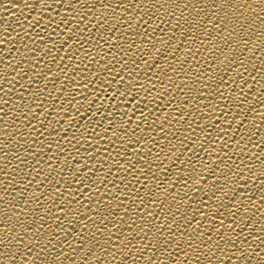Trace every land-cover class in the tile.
Wrapping results in <instances>:
<instances>
[{"label": "snow or ice", "instance_id": "obj_1", "mask_svg": "<svg viewBox=\"0 0 264 264\" xmlns=\"http://www.w3.org/2000/svg\"><path fill=\"white\" fill-rule=\"evenodd\" d=\"M262 5H13L38 13L16 26L39 51L0 29V264H79L58 244L84 264H138L133 247L146 264H264Z\"/></svg>", "mask_w": 264, "mask_h": 264}, {"label": "bare ground", "instance_id": "obj_2", "mask_svg": "<svg viewBox=\"0 0 264 264\" xmlns=\"http://www.w3.org/2000/svg\"><path fill=\"white\" fill-rule=\"evenodd\" d=\"M23 0H0V20L3 21V24L0 25V29L2 28H6L8 26V24H11L12 27L9 29V33L13 36L17 37V41H21L22 43L18 45V47H21L22 49V44L23 43H27L29 44V47L35 48L37 51H39V46L37 44H32L30 42V36L29 37H25L23 34V31L21 30L20 27L16 26V21H17V17H19L21 14V12H24V16H27L28 19H31V16H35L38 13L33 10L32 13H29L27 10L23 9L22 7H15L13 5H22ZM264 6V5H262ZM207 7V5H206ZM260 9L257 8V11H259ZM177 12H179V9H177ZM31 14V15H29ZM53 15H55V13H53ZM249 15H251L249 13ZM257 25H259L260 28H264V25H260V22L257 21L256 22ZM27 24V21L25 22V26ZM163 27V25H162ZM29 32L31 35H35V32L33 31V29H29ZM19 33V35H17ZM43 33H41L42 35ZM157 34L162 35L163 33L161 32L160 29H157ZM2 38V37H0ZM253 40L255 43H261L262 41H264V36H254ZM107 48V46H105ZM23 50V49H22ZM203 51V50H202ZM14 53H16V48L13 49V53L9 54V57H11ZM63 54V53H62ZM29 56L32 55L31 52L28 53ZM203 55V53L198 54V58L199 56ZM256 55H260L259 52L257 51ZM7 58V57H6ZM163 63V62H162ZM16 71V68L13 67L12 71L9 73V76L13 75ZM262 71H264V69H262ZM253 75H255V73H252ZM22 82V81H21ZM258 86V84H257ZM27 95V94H26ZM177 95H179V93H177ZM250 98V96H249ZM13 100L16 99L15 96L12 97ZM257 110H261L264 111V109H260L259 107V103L256 104ZM7 110V108H6ZM9 118L6 117L5 120L7 121ZM21 120L23 119L22 117L20 118ZM6 125L4 123H0V137L4 136V129H5ZM37 128H39V125H37ZM261 136H264V125H261ZM24 131H27V129H23ZM9 131H12V129H9ZM35 133H33V137H35ZM53 151H55V148L53 149ZM0 163H3V161H0ZM15 163V162H14ZM21 167H23V165H21ZM10 171H14V167H10L9 168ZM21 176H23V172L20 173ZM49 187V185H45V188ZM44 189H41V191H43ZM61 191H63V186L61 187ZM121 191H124V189H121ZM67 195V194H65ZM17 201H13V203H16ZM127 203V202H126ZM35 205L33 204V207ZM0 208H6V204L5 205H0ZM25 211H28V209L26 208ZM43 211V210H42ZM262 223H264V221H262ZM111 226V225H109ZM113 231L115 232L116 230L113 229ZM136 239H139V237H137ZM133 243H135V241H133ZM143 243V241H142ZM2 250V249H0ZM64 251V252H69L71 258L73 259V261H79V264H84V261L88 260L90 258L91 253L86 254L84 256H81V252H82V248H77L75 250L74 253H72L71 249L64 247L61 249L60 245H57V250H56V254H59L60 251ZM95 251V249H94ZM111 251V249H110ZM133 255H136L138 257H140L141 259L138 261V264H146L145 261H142V258L144 255L147 254V249L144 250L143 253L137 251V248L133 247ZM67 260V258H66ZM4 264H7V261L4 262ZM97 264H112V261L110 258H106L104 256L101 257V260L97 262ZM213 264H215V261L213 262Z\"/></svg>", "mask_w": 264, "mask_h": 264}]
</instances>
